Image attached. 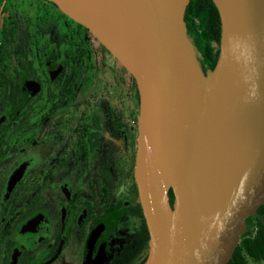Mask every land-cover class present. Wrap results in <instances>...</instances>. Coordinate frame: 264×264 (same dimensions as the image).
I'll return each instance as SVG.
<instances>
[{"label":"water","instance_id":"1","mask_svg":"<svg viewBox=\"0 0 264 264\" xmlns=\"http://www.w3.org/2000/svg\"><path fill=\"white\" fill-rule=\"evenodd\" d=\"M51 1L135 79L143 264H227L264 204V0H213L220 51L205 70L184 24L190 0Z\"/></svg>","mask_w":264,"mask_h":264},{"label":"flooded vegetation","instance_id":"2","mask_svg":"<svg viewBox=\"0 0 264 264\" xmlns=\"http://www.w3.org/2000/svg\"><path fill=\"white\" fill-rule=\"evenodd\" d=\"M22 2L0 0V264H140L138 125L130 119L139 101L126 89L128 76L106 66L84 30L72 24L62 34L59 22L73 19L54 2L32 21ZM76 31L81 52L96 53L95 63L110 74L113 95L87 94L78 104ZM29 77L48 103L38 122L23 98Z\"/></svg>","mask_w":264,"mask_h":264},{"label":"trees","instance_id":"3","mask_svg":"<svg viewBox=\"0 0 264 264\" xmlns=\"http://www.w3.org/2000/svg\"><path fill=\"white\" fill-rule=\"evenodd\" d=\"M72 22L77 28L84 30L88 39L94 40L95 50H98L97 52L100 53L101 57L105 53L113 56L85 26L74 20ZM184 24L187 29V34L192 38L199 51L202 65L213 69L219 57L221 38V19L213 0H190L185 9ZM78 36V33L77 37L73 36V42H77L76 45L73 43V59H75L77 72H81V67H83L82 65L84 64L85 59L91 56L89 53L81 52L84 47V42L82 41L83 39ZM95 55L97 56L96 53ZM114 62L116 66L127 74L128 79L125 82L126 89L133 94L136 103L138 104L139 93L134 77L116 58H114ZM137 118L138 110L131 111L130 119L137 121ZM168 198L173 207L175 202V191L171 184L168 185ZM141 212L140 264H143L149 252L150 231L142 208ZM245 223L246 230L241 235L239 243L227 264H249L250 260L253 262H264V204L258 208L255 214L247 217Z\"/></svg>","mask_w":264,"mask_h":264},{"label":"rangeland","instance_id":"4","mask_svg":"<svg viewBox=\"0 0 264 264\" xmlns=\"http://www.w3.org/2000/svg\"><path fill=\"white\" fill-rule=\"evenodd\" d=\"M49 0H23L22 4H25L29 10V19L32 21L34 19V16L37 14L36 11L40 8L43 7V5H47ZM39 14V13H38ZM60 24V31L62 34H64L66 31L69 32L70 26L73 24V28L75 26L74 23L69 19H64L59 22ZM58 24V25H59ZM31 60L30 62L33 64L31 67L34 69L35 67L38 68L39 64L36 62L38 58V54L36 53V44L34 42V39L31 37ZM196 46V45H195ZM198 51V49H197ZM199 52V51H198ZM105 57L101 58L105 62L106 66L110 68H115L119 72L123 73V71L115 65L114 62V57L105 53ZM95 56L92 55L90 60L85 59L84 64L82 65L84 69L81 71L79 83H78V104H81V101L83 97H86L87 94H95V96H101L103 94H112L113 93V85H112V79L110 74L108 73H102L101 68L95 63ZM100 59V60H101ZM34 60V62H32ZM200 65L202 66L203 70L205 69H211L204 67L201 63V58L199 59ZM48 63L45 65V67L48 68ZM47 71V70H46ZM32 77V76H31ZM30 78V77H29ZM27 82V81H26ZM24 83V94L23 98H27L30 100L32 105L35 107L34 110L31 112L30 119L32 122H38L41 119V116L45 113L48 103H47V98L44 96V89L41 86V83L39 80L30 78L28 83ZM41 93V94H40ZM113 95V94H112ZM124 95V94H123ZM90 96V95H89ZM118 98V97H117ZM121 96V100H122ZM119 100V99H118ZM119 100V103H122V101ZM122 103L126 107L129 105H132L130 101L123 99ZM135 110H138L139 113V106L134 107ZM8 119L16 121L17 118L14 117L11 114H8ZM136 121V120H135ZM138 125V119L135 122ZM32 129V128H30ZM25 134V133H24ZM24 134H21L20 137H18V145H20L21 138ZM17 144V143H16ZM249 264H264V262H253L249 261Z\"/></svg>","mask_w":264,"mask_h":264}]
</instances>
